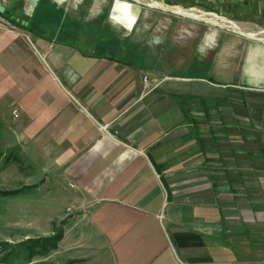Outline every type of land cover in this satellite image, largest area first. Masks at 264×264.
Wrapping results in <instances>:
<instances>
[{"label":"crops","instance_id":"obj_1","mask_svg":"<svg viewBox=\"0 0 264 264\" xmlns=\"http://www.w3.org/2000/svg\"><path fill=\"white\" fill-rule=\"evenodd\" d=\"M48 1L23 26L0 15L6 149L21 163L8 190L45 196L38 230H62L43 260L264 264V0H186L239 31L181 76L106 0H53L58 19Z\"/></svg>","mask_w":264,"mask_h":264},{"label":"rangeland","instance_id":"obj_2","mask_svg":"<svg viewBox=\"0 0 264 264\" xmlns=\"http://www.w3.org/2000/svg\"><path fill=\"white\" fill-rule=\"evenodd\" d=\"M0 1L3 2V0ZM5 1L7 2V0ZM116 1L106 0L109 7L108 15L110 16ZM118 1H126L139 6L140 12L136 21L130 29L126 27L124 29L126 33L135 31L140 34L141 43L150 45L151 49L155 51L157 67H161L163 71L168 72V76L195 73L196 57L194 54L198 47L201 48L203 45L205 48L212 47L218 39L217 34L234 30L232 25L223 17L207 13L203 8L188 7L186 0H179L178 6L167 4V0L166 2L165 0ZM172 1L176 3L177 0ZM52 2L53 0H50L44 5L51 6L52 16L56 19L61 18L63 10L59 9L58 5L53 6ZM15 5L16 7L12 10L8 8L9 14H13L15 20L21 22L20 18L27 17L24 11L26 2L25 0H16ZM40 8L41 6L38 10ZM77 11L83 12L85 10L79 8ZM33 15L34 12L29 17ZM259 26L260 28L256 31L254 37L264 40V25L260 24ZM246 31L244 29V32ZM206 51L211 56L213 49L207 48ZM0 101V117H2L0 118V264H56L57 260H60L57 259V254H53L48 260H43L40 253L43 249L34 254L30 262L25 259L28 251H25V247H22L21 243L26 241V238L42 239L52 237L60 228H56L55 231L53 230L54 232L38 230V228H46L43 224L45 223L44 220L43 223L41 220L53 212L38 210L39 203L43 204L48 201L44 195L45 199L42 200V195L36 193L30 195H23L21 192L11 194L8 190L12 187L22 186L19 182L21 180V163L19 152L13 157L12 153L6 149V131H8L9 121L5 116L4 98L0 97ZM216 109L222 113L226 110L218 108V105ZM212 110L213 106L205 108L206 112ZM12 181H14L13 184ZM49 227L52 228V225L50 224ZM51 253H53V250L48 251L46 255ZM73 264L82 263L73 262Z\"/></svg>","mask_w":264,"mask_h":264},{"label":"trees","instance_id":"obj_3","mask_svg":"<svg viewBox=\"0 0 264 264\" xmlns=\"http://www.w3.org/2000/svg\"><path fill=\"white\" fill-rule=\"evenodd\" d=\"M15 8V5L11 7V10ZM3 17L8 19L11 22L17 23L20 26H23L20 21L15 20V17L13 14H9L8 9H6L3 13H0ZM22 19V18H21ZM61 231L56 232L55 235L52 237H44L42 239H26L23 243H21L22 247H25V251H28V255H26V260L30 262L32 256L38 252H40L41 249H43L40 253L43 255H46V253L50 250H54L57 246V242L61 238ZM22 251V250H21ZM24 253V252H23ZM41 264V263H40ZM46 264V263H42Z\"/></svg>","mask_w":264,"mask_h":264},{"label":"bare ground","instance_id":"obj_4","mask_svg":"<svg viewBox=\"0 0 264 264\" xmlns=\"http://www.w3.org/2000/svg\"><path fill=\"white\" fill-rule=\"evenodd\" d=\"M137 13H138V9L136 7H134L131 3L126 2V1H118L117 0L114 3V6H113V9L111 12V17L116 22L120 23L122 26H125L127 29H130L131 26L134 24V21L137 17Z\"/></svg>","mask_w":264,"mask_h":264},{"label":"water","instance_id":"obj_5","mask_svg":"<svg viewBox=\"0 0 264 264\" xmlns=\"http://www.w3.org/2000/svg\"><path fill=\"white\" fill-rule=\"evenodd\" d=\"M15 2H16V0H7V2L4 4L2 1H0V13H3L6 9L11 8L13 5H15ZM25 2H26V7H25L24 11H25V14L27 15V17H29L35 11V8H36L39 0H25ZM132 5L138 9V13H137V17H138V14L140 12L139 6H137L135 4H132ZM112 9H113V7H112ZM167 10L172 11L170 9H167ZM137 17H136V19H137ZM136 19H135V21H136ZM232 26L236 31H239L236 26H234V25H232Z\"/></svg>","mask_w":264,"mask_h":264},{"label":"built area","instance_id":"obj_6","mask_svg":"<svg viewBox=\"0 0 264 264\" xmlns=\"http://www.w3.org/2000/svg\"><path fill=\"white\" fill-rule=\"evenodd\" d=\"M6 1L5 0H3V3H5ZM144 80H148V76H145L144 77ZM12 115H13V117H17V115H18V112H17V110L16 109H14L13 111H12Z\"/></svg>","mask_w":264,"mask_h":264}]
</instances>
